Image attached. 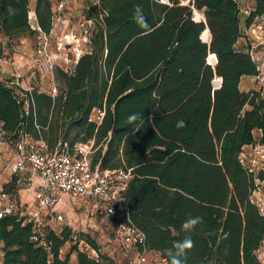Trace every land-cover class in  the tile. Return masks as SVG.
Listing matches in <instances>:
<instances>
[{
  "label": "trees",
  "instance_id": "16d2710c",
  "mask_svg": "<svg viewBox=\"0 0 264 264\" xmlns=\"http://www.w3.org/2000/svg\"><path fill=\"white\" fill-rule=\"evenodd\" d=\"M253 1L247 27L264 14V0ZM29 4L0 0V52L2 39L33 38ZM51 4L35 0L33 12L43 31L50 27ZM100 5L104 15L92 54L80 59L71 76L56 69L54 99L33 94L36 123L47 126L44 139L54 125L57 142H65L62 132L76 126L73 142L93 141L92 168L131 169L124 193L129 218L144 234L145 249L167 264L166 250L186 235L195 242L187 264H257L264 218L250 201L254 176L238 154L247 145L264 146V90L239 89L242 77L258 71L248 53L235 50L237 2L101 0ZM138 5L146 26L136 18ZM93 109L103 112L98 125L88 122ZM133 114L138 118L129 122ZM181 120L185 126L178 128ZM0 122L10 134L20 122V109L2 84ZM24 129L37 136L31 119ZM258 178L264 180V172ZM189 216L202 217V223L185 233L182 224ZM22 223L14 216L0 220V264H68L72 253L76 264H118L83 235L77 241L98 258L76 245L61 258L70 229L49 232L47 252L30 241L31 227Z\"/></svg>",
  "mask_w": 264,
  "mask_h": 264
},
{
  "label": "built area",
  "instance_id": "2783aa9c",
  "mask_svg": "<svg viewBox=\"0 0 264 264\" xmlns=\"http://www.w3.org/2000/svg\"><path fill=\"white\" fill-rule=\"evenodd\" d=\"M101 0H52L50 27L43 31L32 11L28 12L29 29L34 33V67L32 85H24V73L0 56V84L7 88L20 109V122L14 134L8 133L0 122V220L14 216L31 227L30 241L49 252L51 242L48 233L59 235L70 229L64 207L67 200H77L88 206L91 216L110 221L112 237L128 258L127 264H146L149 252L144 246V234L134 226L128 215L124 193L132 178L131 169L101 170L92 168L93 141L71 148L66 142H58L51 150L43 137L47 130L36 123L33 94L44 93L54 99L58 95L56 69L71 76L84 56L93 51L92 39L102 27L104 11ZM95 9L93 15H89ZM77 19L74 20V14ZM246 17L250 12L243 11ZM255 17L248 26L255 38L261 30ZM257 76L254 90H264V63L255 60ZM8 65L11 66L8 70ZM46 79L45 84L42 82ZM103 112L93 109L88 122L97 125ZM27 119H31L37 136L25 131ZM239 163L254 176V189L250 201L264 218V180L258 178L264 172V146L258 143L242 147ZM71 238L76 240L72 234ZM76 244V243H75ZM77 249L89 258L97 259V251L83 241ZM84 248V250H83ZM3 252L0 248V259ZM257 264H264V238L256 251ZM156 264H167L158 258Z\"/></svg>",
  "mask_w": 264,
  "mask_h": 264
},
{
  "label": "rangeland",
  "instance_id": "374dc122",
  "mask_svg": "<svg viewBox=\"0 0 264 264\" xmlns=\"http://www.w3.org/2000/svg\"><path fill=\"white\" fill-rule=\"evenodd\" d=\"M187 1L189 0H181V2ZM249 2L250 0H246V7L243 9V11H251V5ZM30 10H32V6L29 4V11ZM243 16H245V14H243ZM77 17V13H75L74 20H76ZM34 42L35 40L32 37L25 36L17 40H13L10 43H7L5 39H2L1 44L0 56L4 57L5 60L9 62L8 64L12 63V65H15L21 69L22 73H24V85L26 86L33 84V77L38 81L36 75L34 76L32 74L35 59ZM10 68L11 66L8 65L9 71H11ZM42 82L45 84L46 79H43ZM52 121L53 118H50V122ZM54 127L55 126L53 125V130H50L46 137L50 146L52 147L57 143L58 140V130L55 131ZM78 129L79 128L76 126L66 127L65 131L62 132L65 134L64 141L71 148L75 147V145L77 144H82L81 142H79V140L77 142H73V136L77 134ZM255 136L258 137V133H256ZM65 204V216L67 221L70 223V230L76 237V240H73L71 238L70 242H67L61 248V258L69 255L73 245H79L77 244V237L78 235H83L84 237H90L91 239H93L100 247V251L102 254L107 255L111 258L113 257L112 259H114L118 264H127L128 258L124 256V253H122L118 245L113 240L111 234L112 225L110 221L99 216H91L89 214L88 206L81 201L67 200ZM75 257V253L70 254L68 264H73ZM151 264H156V260L155 263L153 261L151 262Z\"/></svg>",
  "mask_w": 264,
  "mask_h": 264
},
{
  "label": "crops",
  "instance_id": "0c3cea01",
  "mask_svg": "<svg viewBox=\"0 0 264 264\" xmlns=\"http://www.w3.org/2000/svg\"><path fill=\"white\" fill-rule=\"evenodd\" d=\"M238 4L240 13H239V28H240V37L235 44V50L240 53H247L248 50L252 52L255 60L259 63H264V14L259 17L257 23H259L261 30L257 31V37L255 38L250 34V30L246 26V16H243V9L246 7V0H235ZM251 11L253 9L254 1L250 0ZM30 5L32 6V10L34 9L35 0H30ZM256 87V82L253 77H242L239 84V89L241 92H248L253 90ZM58 138V137H57ZM48 142V140H47ZM58 142L52 147L48 142V146L51 150H54ZM113 258V257H112ZM157 258V259H155ZM158 258H161L158 253L149 254V261L146 264H151V262ZM74 263L76 264V257L74 258Z\"/></svg>",
  "mask_w": 264,
  "mask_h": 264
},
{
  "label": "clouds",
  "instance_id": "9594fccd",
  "mask_svg": "<svg viewBox=\"0 0 264 264\" xmlns=\"http://www.w3.org/2000/svg\"><path fill=\"white\" fill-rule=\"evenodd\" d=\"M137 20L141 26H146L145 18L139 15L142 12L141 6H136ZM138 118V114L131 115L128 119L129 122L135 121ZM179 127H184V121H179L176 125ZM202 223V217H191L189 216L182 224V230L185 233H191L196 225ZM194 241L191 235H186L182 240L173 242L171 248L167 249L166 252L170 257V264H187V251L194 247Z\"/></svg>",
  "mask_w": 264,
  "mask_h": 264
},
{
  "label": "water",
  "instance_id": "95a60500",
  "mask_svg": "<svg viewBox=\"0 0 264 264\" xmlns=\"http://www.w3.org/2000/svg\"><path fill=\"white\" fill-rule=\"evenodd\" d=\"M204 22V21H203ZM208 64V63H207Z\"/></svg>",
  "mask_w": 264,
  "mask_h": 264
}]
</instances>
